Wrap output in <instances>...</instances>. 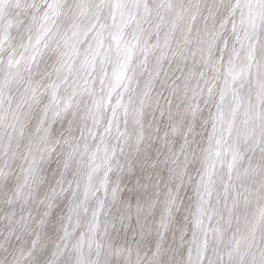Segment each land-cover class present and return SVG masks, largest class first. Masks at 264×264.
<instances>
[{"label": "snow or ice", "instance_id": "1", "mask_svg": "<svg viewBox=\"0 0 264 264\" xmlns=\"http://www.w3.org/2000/svg\"><path fill=\"white\" fill-rule=\"evenodd\" d=\"M0 264H264V0H0Z\"/></svg>", "mask_w": 264, "mask_h": 264}]
</instances>
